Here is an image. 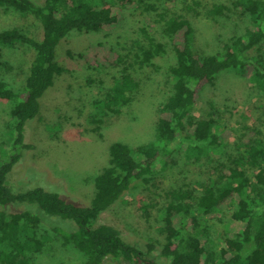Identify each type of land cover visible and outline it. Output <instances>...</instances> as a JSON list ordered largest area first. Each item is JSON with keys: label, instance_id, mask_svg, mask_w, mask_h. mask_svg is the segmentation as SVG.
<instances>
[{"label": "trees", "instance_id": "trees-1", "mask_svg": "<svg viewBox=\"0 0 264 264\" xmlns=\"http://www.w3.org/2000/svg\"><path fill=\"white\" fill-rule=\"evenodd\" d=\"M166 2L171 9L176 0ZM141 4L145 10L155 8L144 0H0V9L37 19L43 31L40 40L20 28L0 31L1 48L22 45L33 50L22 91L0 81V100L14 104L11 127L15 152L0 165V206L35 203L47 215L75 222V231L59 227L52 231L63 245L81 254V264H264V135L260 130L249 128L251 132L239 145L236 156L228 157V164L217 161V166L211 168L209 183L197 182L198 189L166 191L168 200L161 208L162 224L158 229L162 238L141 241L138 247L126 241L114 226L96 224L101 214L129 192L135 182L148 181V176L166 171L175 155L182 153L186 162L200 166L221 157L225 145L218 133L217 114L196 117L193 110L203 91L227 70L249 78L264 93V56L254 55L264 50V0H233L230 6L191 0L185 5L196 18L213 22L233 8L249 18L244 34L232 37L222 51L212 54L198 52L196 31L189 17L177 13L160 15L163 32L171 40L175 64L169 67L172 91L159 107L155 138L134 147L121 141L110 145L109 165L94 179L96 191L89 206L75 205L43 188L13 193L6 184L23 151L35 149L25 142L26 123L40 116L42 97L67 71L56 58L58 46L73 31L114 32L122 26L126 11L143 15ZM150 40V46L142 50L140 65L157 69L154 60L164 52V46ZM98 45L88 47L94 60L101 56ZM67 56L74 60L83 54L67 50ZM90 58L89 65L94 67ZM99 62L105 67L118 66L125 63V57L113 53L101 57ZM139 88L140 81L129 66L124 67L122 76L97 104L100 112L121 114ZM93 120L102 125V120ZM100 125L93 132L103 135ZM224 216L244 227L223 233L218 237L222 242L216 243L212 229L215 223H223ZM40 222L39 216L28 211L8 215L0 210V264H35L36 256L52 239L50 235L38 234Z\"/></svg>", "mask_w": 264, "mask_h": 264}, {"label": "rangeland", "instance_id": "rangeland-1", "mask_svg": "<svg viewBox=\"0 0 264 264\" xmlns=\"http://www.w3.org/2000/svg\"><path fill=\"white\" fill-rule=\"evenodd\" d=\"M198 1L230 6L233 0ZM144 2L155 8L145 10L144 4H141V17L126 11L122 26L114 32L86 34L73 31L58 46L56 58L67 71L42 97L40 116L26 123L25 142L33 144L35 149L23 151L21 160L8 175L6 184L13 193L43 188L75 205L89 206L96 191L94 179L109 165L110 145L121 141L134 147L154 140L159 107L172 91L169 67L175 64L170 37L163 32L161 14L169 17L177 13L189 17L196 31L197 50L202 55L222 51L232 37L244 34L250 25L249 18L240 15L234 8L225 17L213 22L196 18L193 12L188 11L185 5L191 0H176L171 9L166 0ZM8 28H20L38 40L43 34L37 19L0 9V31ZM150 39L164 46V52L154 60L157 69L140 65L142 50L150 46ZM91 45H98L99 60L119 53L125 57V63L103 66L99 60L92 59L93 56L90 58L88 47ZM67 50L82 53L83 57L71 60ZM32 53V49L22 45L0 47V81H5L17 92L22 91ZM254 55L264 56V50ZM89 58L94 67L89 65ZM127 66L140 81L139 91L121 114L108 112L104 115L97 104L105 99L115 81L122 76V69ZM13 106L12 101L0 100V165L15 153L11 127ZM209 113L217 114L218 133L225 145L224 152L219 155L221 157L214 160L216 162L203 160L200 166L186 162L182 153L175 155L174 162L166 171L148 176V181L135 182L129 192L101 214L96 224L114 226L126 241L135 246L141 241L162 238L158 229L162 224L161 208L168 200L166 191L170 188L198 189L197 182L209 183L210 176H213L211 168L217 166V161L228 164V157L236 156L239 145L245 142L251 129L260 130L264 135V93L249 78L232 70L218 75L215 82L203 91L193 110L196 117H205ZM93 119L102 120V125ZM98 125L103 135L93 132ZM0 210L8 215L28 211L39 216L38 234L50 235L52 239L43 253L36 256L35 264H81V254L73 247L63 245L52 231V228L58 227L75 231V222L47 215L35 203L16 202L6 208L0 206ZM243 227V223L224 216L223 223L217 222L213 226V238L216 243H221L220 235ZM105 264L123 263L107 261Z\"/></svg>", "mask_w": 264, "mask_h": 264}]
</instances>
